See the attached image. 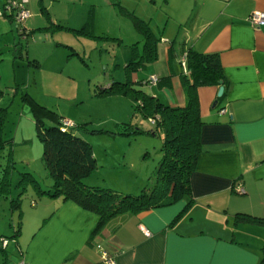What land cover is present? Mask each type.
Segmentation results:
<instances>
[{
  "label": "crops",
  "instance_id": "obj_1",
  "mask_svg": "<svg viewBox=\"0 0 264 264\" xmlns=\"http://www.w3.org/2000/svg\"><path fill=\"white\" fill-rule=\"evenodd\" d=\"M197 3L190 46L167 50L164 62L147 63L130 74L132 81L166 77L145 87L166 104L183 105L177 54L189 47L218 54L225 79L222 98L217 97L219 83L197 88L204 124L202 149L190 175L191 202L182 198L138 213L121 212L95 230V212L44 194L46 209L40 206L26 221L19 218L13 264L21 258L27 264H104V250L115 254V264H258L264 224L239 220L236 214L264 217V26L254 27L248 19L252 11L264 12V0ZM4 13L0 22L15 25ZM1 249L0 264H7V250Z\"/></svg>",
  "mask_w": 264,
  "mask_h": 264
},
{
  "label": "rangeland",
  "instance_id": "obj_2",
  "mask_svg": "<svg viewBox=\"0 0 264 264\" xmlns=\"http://www.w3.org/2000/svg\"><path fill=\"white\" fill-rule=\"evenodd\" d=\"M13 1L23 3L28 16L20 24L13 17V26L0 22V106L6 107L3 137L8 140L0 152V235L5 236L19 217L28 220L43 208L41 200L49 199L29 174L42 189L52 188L36 114L46 123L52 117L70 121L74 133L90 143L97 168L86 184L102 182L132 195L153 184L161 156L159 138L147 132L153 125L130 96L102 89L134 72L125 64L143 56L146 35L156 54L148 65L164 62L167 50L190 46L197 11V0ZM3 4L0 10L15 16V9ZM182 57H176L181 73ZM0 242L7 264H13L14 238ZM2 253L0 247V262Z\"/></svg>",
  "mask_w": 264,
  "mask_h": 264
},
{
  "label": "trees",
  "instance_id": "obj_3",
  "mask_svg": "<svg viewBox=\"0 0 264 264\" xmlns=\"http://www.w3.org/2000/svg\"><path fill=\"white\" fill-rule=\"evenodd\" d=\"M9 15L13 18L12 14ZM139 22L141 21H138V24ZM140 26L139 24V29ZM146 29L141 28L147 34ZM184 54L186 71L183 69L181 73L185 93L183 105L166 104L148 91L145 83L159 84L166 78L158 75L155 83L150 81V77L148 80L132 81L129 75L124 82L113 80L108 87L102 89L103 92H118L130 96L135 108L140 109L153 125L147 128L149 130L147 132L159 138L161 156L157 176L149 188L132 195L102 187L101 184H90L89 181L86 184L84 180L97 168L90 143L76 135L72 130L73 126H64L62 119L52 117L50 122L46 123L42 116L36 114L37 136L43 142L42 160L52 180V188L42 189L38 181L29 174L36 190L51 197H61L64 201L72 200L83 209L95 212L98 215L95 230L99 229L108 218L121 212L138 213L172 204L182 198H187L188 202H191L190 175L196 169L202 149L201 128L204 124L200 116L197 88L217 85L219 80L225 81V79L217 53H205L189 47ZM155 55V43H152L149 35H146L143 56L139 60L130 61L125 66L136 71L147 62L154 60ZM5 116L6 107L0 106L1 153L8 143L3 137ZM137 131L144 132L141 129ZM236 215L239 220L264 224V217L246 213ZM12 227V232L8 236L16 239L20 231V219ZM8 236L3 235L0 240L7 243ZM0 246L5 248L1 242ZM19 261L20 259L16 264H19ZM258 264H264V245Z\"/></svg>",
  "mask_w": 264,
  "mask_h": 264
},
{
  "label": "built area",
  "instance_id": "obj_4",
  "mask_svg": "<svg viewBox=\"0 0 264 264\" xmlns=\"http://www.w3.org/2000/svg\"><path fill=\"white\" fill-rule=\"evenodd\" d=\"M4 9H10V10H14L15 9V16L14 19L17 20L18 23H21L22 21L25 20V18L28 16V10L25 8L23 3H17L14 2L13 0H7V2L5 3ZM5 12V10H0V14H3ZM249 21L251 23L252 26H264V12L263 11H252L249 15ZM181 64L184 68H185V54L182 57V61ZM150 81L152 83H155L157 81V76L156 75H151L150 76ZM63 125L64 126H72V123L68 120H63ZM238 189H241L240 187H238ZM143 233L147 236L150 235V231L145 228V227H141ZM101 259L103 260L104 264H115L116 260H115V254L110 253L107 250L102 251L101 253ZM19 264H27L26 261L21 258L19 261Z\"/></svg>",
  "mask_w": 264,
  "mask_h": 264
},
{
  "label": "water",
  "instance_id": "obj_5",
  "mask_svg": "<svg viewBox=\"0 0 264 264\" xmlns=\"http://www.w3.org/2000/svg\"><path fill=\"white\" fill-rule=\"evenodd\" d=\"M218 83L220 84V86H219V89H218V92H217V97L220 98L223 95L224 87H223V81L222 80H219ZM216 104H217V100H215L213 102L212 107H214Z\"/></svg>",
  "mask_w": 264,
  "mask_h": 264
}]
</instances>
